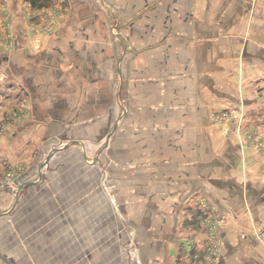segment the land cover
<instances>
[{
    "label": "crops",
    "instance_id": "obj_1",
    "mask_svg": "<svg viewBox=\"0 0 264 264\" xmlns=\"http://www.w3.org/2000/svg\"><path fill=\"white\" fill-rule=\"evenodd\" d=\"M5 3L0 176L18 172L0 195L18 202L0 242L8 230L15 258H41L38 235L42 259L69 264H127L131 244L140 264H204L206 203L227 217L213 264H264V151L243 141L264 134V0Z\"/></svg>",
    "mask_w": 264,
    "mask_h": 264
},
{
    "label": "rangeland",
    "instance_id": "obj_2",
    "mask_svg": "<svg viewBox=\"0 0 264 264\" xmlns=\"http://www.w3.org/2000/svg\"><path fill=\"white\" fill-rule=\"evenodd\" d=\"M6 4L7 3H5L4 0H1L0 1L1 7H4V6L6 7ZM26 8L28 10L27 12H29L30 9H31L30 8V5L28 3L26 5ZM32 10L33 9H31V11ZM7 38H9L10 40H12L11 37H10V35L7 36ZM245 131L247 132V134L245 136H243V141L247 145H249V144L258 145L257 140L258 141L259 140L262 141L263 138H264V134L261 136L262 137L261 138V137H259L258 133L256 131H254L252 128L249 129V130H245ZM260 141H259V145H258L259 146V149L262 150V151H264V146L263 145L262 146L260 145ZM17 172H18V168H12L11 167L6 172H4L0 176V178L4 177L6 173H10V174H13L14 176H16ZM14 179H15V177H14ZM1 181H2V179H0V182ZM13 186H14V184L12 186H3V188L0 187V190L1 191L6 190V189L13 190V189H11ZM33 192L34 191H31L29 195L23 197V199H21L22 202L23 203H29L30 202V204L34 203V199L37 198V197L35 195H31ZM1 194H3V195H0V196H3V199L1 200V198H0V215L3 214V212L4 213L7 212L8 210H11L12 212L10 214H13V207L12 206L15 203L17 204V202H18V200L15 202L17 195L16 194L14 195L12 193V191L11 192L8 191V194H6V192H3ZM43 198H45V197H43ZM19 203H20V200H19ZM5 215H6V213H5ZM20 215H21V218H22V222H19L18 225H20L22 223L21 224L22 230L25 229V228H27V226L31 225V223L33 224L34 221H32V222L30 220H27L26 221V219H29V213H25V212L20 211ZM37 217H38V213H37ZM37 220H38V218H37ZM39 223H40V220H39ZM37 225L39 226L38 223H37ZM60 230H61L60 227L59 228H56V232H58ZM6 232H8V230H5V232H3L1 234V237L2 238H1V242H0V249L3 250V248H4L3 251L5 252V254L7 255L8 258L10 257L9 259L12 261V263H16V264H69V263H71L70 258H72V256L70 258H68V257L65 258L64 257L62 259H59V258H61V256H59L58 259H53V260H51V259L50 260L49 259L48 260L47 259H42L43 256H44V253H45V249L47 248V249H50L51 250L52 244H50V241L48 239H44V236H41V238H42L41 239V238H39L38 235H37L38 239L36 240L37 242H34L35 244L33 243V245L36 246V248H38V250H39L38 252H41V258H37V259H35V258L30 259L29 257H27L25 259L24 258H19V254L18 253L16 254V256H18V257L15 258V254H14V251H15L14 248H15V246H14L13 243H6V241H8V240H6V236H5ZM56 232H55V234H56ZM256 238H257V236H256ZM101 240L102 241L107 240V236L105 234V231H103V233L101 234ZM9 241H12V239H10ZM113 242H114V245H113L112 248L107 247V245H104L103 246V247H106V249L108 250V252H107L108 254H106V255H109V256H110V254L114 255L115 253H118L120 251L121 242L118 241L117 238H114L113 239ZM1 247H3V248H1ZM16 249H17V245H16ZM27 249H29V245L28 244L27 245L26 244L21 245V251L22 250L24 251V250H27ZM73 250L75 251V249H73V247L70 246V251L72 252ZM3 251H1V252H3ZM61 251H62L61 250V247L59 246L58 249H57V251H56V253H59L60 254ZM126 251H127L128 255H129L130 252H129V248L128 247H126ZM23 254L24 253H22V255ZM64 254H65V251H64ZM1 264H4V263L1 262ZM85 264H93L92 259L91 260H86ZM127 264H129V261L128 260H127Z\"/></svg>",
    "mask_w": 264,
    "mask_h": 264
},
{
    "label": "built area",
    "instance_id": "obj_3",
    "mask_svg": "<svg viewBox=\"0 0 264 264\" xmlns=\"http://www.w3.org/2000/svg\"><path fill=\"white\" fill-rule=\"evenodd\" d=\"M4 1L6 2V0ZM231 116L234 117L233 119H235L236 118L235 112L227 113L223 111L222 112L218 111L217 113H214L213 119L215 123L221 124V123H225L227 121V118H231ZM226 133H228V129L224 130V134ZM260 145L264 146V138L262 141H260ZM14 177L15 176L13 174L6 173L4 177L0 178L2 179V181L0 182V187L3 188V186H12L14 184ZM109 199L111 203L114 206H116V202L111 196L109 197ZM201 211H202L201 226L204 232L208 235V240L206 241V244L204 246L205 253L203 255V261L204 264H213L216 262L220 254V247H221L220 232L226 225L227 217L222 214L219 215V213L215 208L209 206V204L206 203L201 205ZM256 236L258 241L264 247V224L258 230ZM129 252H130L128 257L129 263L140 264L141 263L140 257L138 255V252L135 250L134 246H132V244L129 246ZM191 255L194 260L199 258V255L197 253H191Z\"/></svg>",
    "mask_w": 264,
    "mask_h": 264
},
{
    "label": "water",
    "instance_id": "obj_4",
    "mask_svg": "<svg viewBox=\"0 0 264 264\" xmlns=\"http://www.w3.org/2000/svg\"><path fill=\"white\" fill-rule=\"evenodd\" d=\"M0 259L2 261H4L6 264H12L5 256H3L2 254H0Z\"/></svg>",
    "mask_w": 264,
    "mask_h": 264
},
{
    "label": "trees",
    "instance_id": "obj_5",
    "mask_svg": "<svg viewBox=\"0 0 264 264\" xmlns=\"http://www.w3.org/2000/svg\"><path fill=\"white\" fill-rule=\"evenodd\" d=\"M34 5L36 4L37 1L39 0H30Z\"/></svg>",
    "mask_w": 264,
    "mask_h": 264
}]
</instances>
